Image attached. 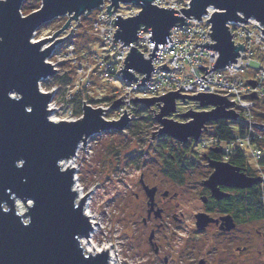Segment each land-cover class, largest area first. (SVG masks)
<instances>
[{
  "label": "water",
  "instance_id": "1",
  "mask_svg": "<svg viewBox=\"0 0 264 264\" xmlns=\"http://www.w3.org/2000/svg\"><path fill=\"white\" fill-rule=\"evenodd\" d=\"M24 1L0 0V264H108V249L92 253L81 246V239L85 237L88 240L93 230L84 210L88 193L81 198L78 196L75 190L76 170L62 164L73 159L79 145L84 147L92 135L122 132L131 119L123 109L120 119L105 120L102 116L105 109L94 108L82 101L81 118L55 122L49 115L53 109H48L53 90L43 93L39 89L41 81L57 73L47 59L54 46L63 42L72 29L64 38L58 37L71 21L78 22L81 16L102 5L103 0H41L39 9L22 16L20 9ZM152 1L109 0L110 5L106 7L107 16L118 9L120 3H131L140 8L135 16L121 18L117 15V20H111L117 26L112 35L113 42L120 40L122 45L129 46L139 38L138 30L151 29V37L147 38V42H154L152 54H148L150 59L130 46L124 65L118 71L127 81L137 80L129 72L131 69L145 74L136 85L150 80L148 77L155 69L151 65L152 56L157 57L154 51L158 44L167 43L168 39L171 42L169 31L176 25L190 23L186 22L187 18L200 20L209 6L216 11L206 19L211 24V33H206L210 34L215 44L206 41L193 46L214 49L219 55L208 71L207 67L200 66L205 70L204 75L231 62L236 63L240 50H243L244 45H234L231 41L232 34L227 26L229 21L245 23L252 17L262 25L264 33V0H191L188 8L179 9L182 15H178L177 10L158 8ZM65 15L69 18L51 37L32 40L33 34L42 25ZM157 67L169 69L165 63ZM178 90L157 97L129 99L153 112V121L159 125L152 132L153 137L167 136L182 144L191 139L198 144L210 122L237 121L238 113L232 108L234 100L229 101L226 96L212 92L185 95ZM177 101H192L197 108H211L209 111L189 108L178 112ZM121 102L120 98L116 99L109 108L117 109ZM171 116L185 121H176ZM208 151L221 154L220 147H211ZM204 157L212 172L202 185L209 188L211 197L217 200L228 197L218 186L245 189L262 182L260 176H248L226 161L209 158L206 154ZM144 188L152 207L156 189ZM16 200L24 205V213H19ZM159 212L155 215L159 216ZM194 219L198 231H203L208 224L219 222L221 229L234 227L228 214L212 218L202 211L194 214ZM198 263L204 264L202 260Z\"/></svg>",
  "mask_w": 264,
  "mask_h": 264
},
{
  "label": "built area",
  "instance_id": "2",
  "mask_svg": "<svg viewBox=\"0 0 264 264\" xmlns=\"http://www.w3.org/2000/svg\"><path fill=\"white\" fill-rule=\"evenodd\" d=\"M190 1L153 0L152 4H155L158 8L163 7L177 10L176 13L182 15L179 9L188 8ZM121 4L123 3H120L118 9H114V11H112V8V13L110 12L107 16L108 11H106V7L110 5V2L109 0H103L102 5L96 8V10L85 14L90 19V32L95 38L96 43H98L99 50L90 52V56L84 61L78 59L79 56H77L73 37L77 33L80 18L85 16H81L78 22L71 21L64 33L58 37L64 38L72 29L63 42L54 46L50 57L57 54L59 60H62V62H69L75 66L78 65L76 72L80 78L77 82L66 84L63 90H60L59 86L55 85L43 91L39 85V89L43 93H50L53 90L51 100L48 103V109H53L50 110V118L55 122L60 120H78L83 115L82 107L85 103L87 105L90 104L94 108L105 109L102 110V116L105 120L120 119L124 113L123 109H125L126 114L132 121L135 118L134 109L136 107H143L144 105L135 103V101L129 99L135 97H157L169 91L174 92L177 89H179L177 92L185 95H197V92H212L219 96H226L229 101L234 100L235 104L232 108L238 113L236 122L241 123L246 132L243 136H237L230 142L221 141V143L211 137L207 138V141L204 139L200 140V137L199 140L202 142V148L220 147L222 161L229 159L233 154L234 148L245 150L248 162L260 173L258 160L264 152V128L257 125L255 114L258 111V101L264 107V33L261 30L262 25L252 17L246 19L247 22L245 23L240 20L229 21L227 26L229 32L232 34L231 41H233L234 45L238 43L244 45L243 50H240V56L236 58V63L231 62L222 69H213L204 75L205 70L201 69L200 66L207 67L206 71H208L212 68L211 64L217 60L219 55L214 49L206 50L205 47L201 49V47L193 46L194 43L200 44L206 41L207 43L215 44L210 39V34H207L211 33V29H209L211 24L206 19L210 18L211 14L216 11L213 7L209 6L205 9L206 13L200 17V20L187 18L186 22L190 21V23L184 26L176 25L169 31L171 42L168 39L167 43L158 44L157 50L154 51L158 55L157 57L152 56L151 65L155 69H153L148 77L150 80L145 82V84L136 85L141 82V78L145 74H140L136 70L131 69L129 72H132L137 77V80L127 81L122 77L121 72L118 71L124 65V57L130 51V46L136 47L144 58L150 59L148 54H152L154 42H147V38L151 37L150 28L138 30L137 35L139 38L135 42L130 43L129 46L122 45L123 42L120 40L113 42L112 35L117 26L113 25L114 21L111 20H117V15H121V18H128L140 12V8L131 3L129 4L133 5L132 7L121 12L119 11ZM63 17L66 18L65 21L69 18L66 15ZM109 17L110 20L108 19ZM143 27L141 26L140 28ZM32 40L35 41L34 39ZM164 63L169 68L168 70L157 67ZM53 65L57 66L58 64L54 63ZM202 75L204 77H200ZM99 83L103 84L105 88H101L99 92L96 90L97 95L93 97L91 90L94 85H98ZM114 85L117 86L114 87ZM109 89L111 91L110 94L104 97L103 93H107L106 90ZM78 90H82L85 95L91 96L93 103L83 100L84 103L81 102L80 111L77 115L74 113V104H72L71 100ZM119 98L120 102L122 101L120 106L117 109L109 108L113 101ZM105 99H108V101ZM195 107L197 108L196 104ZM210 108H197V111H209ZM252 123L256 124L253 125ZM78 150L73 159H76ZM260 175L261 178L264 177L262 173Z\"/></svg>",
  "mask_w": 264,
  "mask_h": 264
},
{
  "label": "rangeland",
  "instance_id": "3",
  "mask_svg": "<svg viewBox=\"0 0 264 264\" xmlns=\"http://www.w3.org/2000/svg\"><path fill=\"white\" fill-rule=\"evenodd\" d=\"M30 1L34 7L40 8L41 1ZM132 6L129 3L121 4L119 11L122 12ZM21 15L28 14L21 13ZM61 21L63 19L55 18L52 22L42 25L36 30L32 39L37 41L51 36L53 32L57 31L55 27ZM89 25V17L80 18L77 33L73 37L80 61L87 59L90 52L99 50ZM47 61L58 64L55 66L57 71L55 78L68 72V78H71L70 82L79 80L80 76L76 72L78 65L62 62L57 54L49 57ZM54 77L40 82L41 90H48L57 85L58 82H55ZM99 84V86L94 85L91 90L93 97H96L101 88H105L103 84ZM58 86L60 90L64 89V85ZM106 91L107 93H103L104 97L111 92L110 89ZM176 107L178 112L186 111L188 108L197 110L192 101H177ZM171 117L176 121H185L178 116ZM156 124L158 125L157 122ZM157 125L148 129L149 134L145 139L140 138L139 140L132 137L127 130L112 131L114 132L112 134H109L111 132H101V134L92 135L84 147L79 146L76 159H72V166L76 170V184L82 189V196L88 193L85 196V201L88 203L87 210L94 217V222L97 223L93 233V245L99 249L112 246L113 250L117 252L119 264H164L161 259L159 262L147 259L149 228L144 227L141 221V218L145 217L143 210L145 199L141 193L138 198H135L136 193H139L137 183L141 173H145V176L152 182L158 183L161 192L168 191V198L170 197L165 204L167 213L159 220L163 223V227L159 230L161 240L164 241L166 235L174 236L172 241L174 248L172 258L174 260L169 261L168 264H189L193 257L199 258L204 254V251L211 250L214 244L219 245V242L225 244L222 239L220 241V238L211 237L208 240L206 234L196 235L199 232L195 230L194 214L205 211L199 197L200 183L210 171L206 159L202 156V153H206V151L202 148L201 142L194 147L195 151L199 153L198 165L186 171L182 175V182L178 183L165 175L164 171L167 166L162 164V159L154 149H149L150 134L151 131L156 130ZM203 135L204 132L201 137ZM203 138L207 141L204 136ZM148 150V154H141L142 151ZM254 173L260 177V173H262L264 176V171L259 173L255 170ZM174 194L175 196L172 197ZM16 204L19 213L26 211L19 200H16ZM173 214L178 220L172 218ZM154 221L159 223L157 220ZM240 221L242 223L240 226L242 240L234 241V245L241 246L249 242L254 248V251L248 253V259H245L244 264H264V240L256 233V228L264 230V220L246 221V223L240 218ZM223 256L226 259L228 255L226 253Z\"/></svg>",
  "mask_w": 264,
  "mask_h": 264
},
{
  "label": "trees",
  "instance_id": "4",
  "mask_svg": "<svg viewBox=\"0 0 264 264\" xmlns=\"http://www.w3.org/2000/svg\"><path fill=\"white\" fill-rule=\"evenodd\" d=\"M37 2L41 0H35ZM39 7H34L30 0L25 1L21 5V13L26 15L30 12L38 9ZM86 18L85 17H81ZM57 19H63L55 28L59 30L63 25L65 18L60 17ZM55 78V77H54ZM53 78V80H54ZM71 78H68V72L62 73L55 78V82H58L57 85H64L71 83ZM61 83V84H60ZM86 100L87 102L93 103V99L91 96H87L84 94L82 90H78L72 96V104H74V113L78 115L81 107V102ZM108 101V99H105ZM258 111L255 114V118L258 124L264 126V107L261 103L257 102ZM135 118L130 122V124L124 129L127 130L132 137L144 138L148 136V129L155 127L156 122L153 121L152 111L146 107H136L134 109ZM157 129V128H156ZM150 134V137L152 135ZM246 132L243 125L236 121H227L221 120L216 122H210L207 126L206 132H204L205 139L213 138L217 142H230L237 136H243ZM114 132L111 131L112 134ZM206 135V136H205ZM203 136L200 140L204 139ZM194 143L191 139L188 140L186 144L177 143L169 137L161 138L160 140L155 141V146H153L154 151L159 155L162 159V164L167 166V169L164 171L166 176H170L174 181L178 183L182 182L183 174L186 171H189L191 168L196 167L198 164V155L199 153L195 151L194 147L200 144ZM202 144V142H201ZM209 148H205L204 151L206 153H202V156L205 154L210 158H215L219 161H222V156L214 155L210 153ZM264 151V147H263ZM233 154L227 159V163L231 165H235L240 168L241 171H245L249 175L256 177L257 173H254L257 170L250 162H248V158L246 155V151L240 148H234ZM259 167L261 171H264V152L262 157L258 160ZM170 171V172H169ZM264 177L262 178L261 183H256L252 188L241 190L238 193V197L235 200L234 207H236V213L238 217L243 221H262L264 220ZM213 211H219L220 207L215 204L213 206Z\"/></svg>",
  "mask_w": 264,
  "mask_h": 264
},
{
  "label": "flooded vegetation",
  "instance_id": "5",
  "mask_svg": "<svg viewBox=\"0 0 264 264\" xmlns=\"http://www.w3.org/2000/svg\"><path fill=\"white\" fill-rule=\"evenodd\" d=\"M157 128H158V125H157ZM161 138L163 139L164 137H161L158 135H155V137H153V133H152L150 137V142L148 143L150 147L149 149H153L154 142L156 140H160ZM145 153L148 154L149 150L145 152L142 151L141 154L145 155ZM213 154L215 156L220 155L216 153H213ZM212 159H215V158H212ZM209 170L210 171L206 174V176L201 180V183H200L201 187H200L199 197L203 205V208L205 210L203 212H206L212 218H219V217H222L228 214L233 219L234 227L230 230L221 229L220 228L221 223L219 222V223L208 224L203 229V231L197 230V232H199L196 234L197 236L206 234L208 240H210L211 237L220 238V241L223 240L225 244H222L218 241L219 245L214 244L211 247V250L208 249L204 251V254H202L199 258L193 257L191 261L189 262V264H199L198 262L200 260H202L204 264H244L245 259L246 258L248 259V253L254 251L253 250L254 248H253V245L249 242L241 246L237 244L234 245V241L242 240L240 236L242 232L241 230L242 228H240V226L242 223L240 221V217H238V214L236 213V207H234V203H235L236 198L238 197L237 195L239 191L250 189V188H245V189L234 188L233 189V188L226 187L224 185L218 186L219 190L222 193L223 192L226 193L228 197H224V199L217 200L214 197H211L210 189L202 185V181L207 179L210 176L209 174L212 172V168L211 169L209 168ZM243 173H246V172L244 171ZM246 174L248 176H251L248 173ZM138 178L139 179H138L137 186L139 189V193H136L135 198H138V195L140 193L144 196L145 200L143 203V210L145 211V217H142L141 221L144 227L149 228V231H148L149 235L147 238V243H148L147 249L148 250L146 253L148 254L147 259H149L148 261L153 260L154 262H159L161 259L164 264H168L169 261L174 260L172 258L173 257L172 251L174 249L172 246V243H173L172 241H173L174 236L169 237L166 235L164 238L165 239L164 241H162L161 237L159 236V230L163 227L162 221H159V220L162 219V217L167 213V210L165 209V204L170 199V197L168 198V191L161 192L158 183L156 184L155 182H152L147 176H145V173H141ZM144 186H147L148 188L156 189L154 196H153L154 202H153L152 207L149 204V199L146 195V190ZM164 193L166 194L164 195ZM174 196L175 194L172 195V197ZM215 204H217L220 207L219 211H213L215 210L213 209V206ZM158 210H160L159 216H156L155 213ZM172 218L174 220H178L175 214L172 215ZM154 220L159 221V223L158 224L155 223ZM246 223H244V225H246ZM195 230H196V227H195ZM256 233L260 238L264 240V230L256 228ZM150 236H151V239H150ZM260 252L261 251L259 250V253ZM226 253L228 256L226 257V259H224L223 254H226Z\"/></svg>",
  "mask_w": 264,
  "mask_h": 264
},
{
  "label": "bare ground",
  "instance_id": "6",
  "mask_svg": "<svg viewBox=\"0 0 264 264\" xmlns=\"http://www.w3.org/2000/svg\"><path fill=\"white\" fill-rule=\"evenodd\" d=\"M64 163L65 164H62L63 166H72V159L69 161H66ZM75 190L78 191V196L81 198L83 191L79 187V185L75 184ZM84 202H85L84 210H85V213L87 214V216L90 220V223H92L93 230L90 232V236L88 237V240L85 237H83V239H81V242H80L81 246L84 247L86 252H92V253H94V251H100V250L105 251L106 249H108V254L110 255L108 264H119V258H118L117 252H115V250H113L112 246H105V247H102L99 249L95 245H93V237H94L93 233H94V230H95L97 223L94 222V219H93L94 217H92L91 213L87 210L88 203L86 201H84Z\"/></svg>",
  "mask_w": 264,
  "mask_h": 264
},
{
  "label": "snow or ice",
  "instance_id": "7",
  "mask_svg": "<svg viewBox=\"0 0 264 264\" xmlns=\"http://www.w3.org/2000/svg\"><path fill=\"white\" fill-rule=\"evenodd\" d=\"M28 111L30 112V111H31V109H28ZM29 203H31V202H29ZM25 223H27V221H25Z\"/></svg>",
  "mask_w": 264,
  "mask_h": 264
}]
</instances>
